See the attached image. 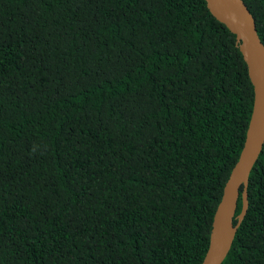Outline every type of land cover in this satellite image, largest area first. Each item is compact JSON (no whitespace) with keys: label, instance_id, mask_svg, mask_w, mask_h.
Wrapping results in <instances>:
<instances>
[{"label":"trees","instance_id":"1","mask_svg":"<svg viewBox=\"0 0 264 264\" xmlns=\"http://www.w3.org/2000/svg\"><path fill=\"white\" fill-rule=\"evenodd\" d=\"M252 103L205 0H0V264H201ZM247 196L221 264H264V144Z\"/></svg>","mask_w":264,"mask_h":264},{"label":"water","instance_id":"2","mask_svg":"<svg viewBox=\"0 0 264 264\" xmlns=\"http://www.w3.org/2000/svg\"><path fill=\"white\" fill-rule=\"evenodd\" d=\"M211 14L235 34V44L247 65L253 85V103L245 139L214 211L209 243L201 264H221L228 253L236 229L248 207L247 184L250 170L264 144V43L255 19L244 0H205ZM241 209L233 223L239 188Z\"/></svg>","mask_w":264,"mask_h":264}]
</instances>
